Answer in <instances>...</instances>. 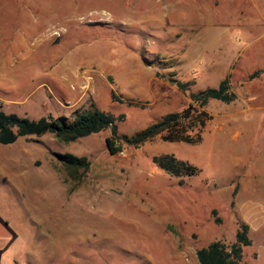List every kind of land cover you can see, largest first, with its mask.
Masks as SVG:
<instances>
[{
	"label": "rangeland",
	"instance_id": "rangeland-1",
	"mask_svg": "<svg viewBox=\"0 0 264 264\" xmlns=\"http://www.w3.org/2000/svg\"><path fill=\"white\" fill-rule=\"evenodd\" d=\"M225 78L235 101H193ZM243 101L264 106V0H0V110L72 121L95 104L130 138L192 109L178 128L188 142L112 155L108 129L0 143V264H199V249L230 247L233 152L247 148L248 170L264 155V121L233 122ZM58 154L91 166L74 181ZM163 156L198 173L174 176Z\"/></svg>",
	"mask_w": 264,
	"mask_h": 264
},
{
	"label": "trees",
	"instance_id": "trees-1",
	"mask_svg": "<svg viewBox=\"0 0 264 264\" xmlns=\"http://www.w3.org/2000/svg\"><path fill=\"white\" fill-rule=\"evenodd\" d=\"M176 83L181 89L186 87L181 82L176 81ZM235 98L236 95L231 90L229 79L225 78L217 89H206L194 95L192 99L200 107H204L212 99L231 103ZM74 115L72 121L64 116L57 118L47 116L32 120L0 110V143L11 145L21 137L45 134H52L59 142L70 143L110 129L113 136L106 138V146L108 151L114 155L122 149L124 143L138 147L159 136L169 142L190 141L189 137L179 136L178 133V128L192 115L190 108L183 112L168 114L162 120L151 124L130 138L117 136L118 124L114 116L99 110L95 104H91L87 109L76 110ZM57 157L74 181L81 180L83 173L91 166L86 157H77L72 154H58ZM154 161L174 176L190 177L198 173L195 166L187 162H178L173 156L155 157ZM81 170L82 173H80ZM220 221V218L216 219V222ZM248 233L249 226L239 222L236 242L228 247L220 241H215L199 249L197 251L199 264H249L243 261V247L251 245Z\"/></svg>",
	"mask_w": 264,
	"mask_h": 264
},
{
	"label": "crops",
	"instance_id": "crops-1",
	"mask_svg": "<svg viewBox=\"0 0 264 264\" xmlns=\"http://www.w3.org/2000/svg\"><path fill=\"white\" fill-rule=\"evenodd\" d=\"M243 105H245L243 111L235 114L233 122L236 125L243 121L248 132L247 126L252 128L264 121V106H248L246 101H243ZM241 113L243 118L239 117ZM246 152L247 148L239 150L237 154L233 152L234 159L225 179L231 194H234L232 203L239 222L249 226L248 237L251 245L243 247V261L249 264H264V155L258 160L256 169L248 170ZM218 179L224 181V177ZM252 253L253 257H249L248 255Z\"/></svg>",
	"mask_w": 264,
	"mask_h": 264
}]
</instances>
